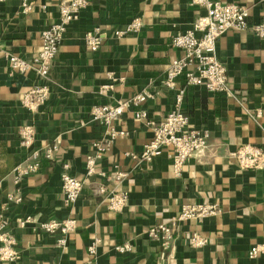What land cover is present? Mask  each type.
<instances>
[{
	"label": "crops",
	"instance_id": "crops-1",
	"mask_svg": "<svg viewBox=\"0 0 264 264\" xmlns=\"http://www.w3.org/2000/svg\"><path fill=\"white\" fill-rule=\"evenodd\" d=\"M61 1L31 0L32 10L26 14L20 0L0 2V215L20 251L18 260L0 264H264V251L255 259L247 257L251 247L264 246V169L239 170L233 157L244 144L264 148V41L251 31L264 20V0H209L247 10L249 28L227 31L216 44L227 88L238 94L239 104L224 94L186 86L183 77L174 89L162 85L168 66L182 55L171 46V38L190 30L205 15L203 7L191 0H89L69 26L50 69L48 101L30 112L20 101L43 82L34 73L11 75L3 54L35 57L41 32L58 20ZM135 18L142 22L138 33L112 38L115 30ZM96 27L106 38L92 52L83 36ZM108 86L112 88L103 89ZM144 89L154 95L143 106L154 121L173 109L177 92L185 89L180 110L193 127L209 132L206 152L191 158L178 175L167 153L149 164L131 158L140 156L152 133L131 110L126 111L116 124L126 136L118 138L96 164V172L107 178L94 177L84 184L70 210L75 229L66 245L57 246L58 233L33 231L37 223L67 217L62 208L61 165L68 164L70 174L83 181L86 158L95 153L91 143L104 138L103 126L90 117L91 109L127 102ZM257 110L262 111L260 119L249 117ZM24 124L34 126V147L53 149L54 154L26 180L23 202L7 205L6 195L14 189L12 170L26 158L18 138ZM118 174L123 177L116 180ZM100 182L108 191L128 193L122 212H110L107 199L94 194ZM203 204L217 205L219 213L201 222L177 221L182 206ZM26 217L34 223L22 229L17 221ZM160 224L170 225L178 238L165 252L147 237L149 229ZM194 232L208 241L204 248L192 249L184 242ZM94 240L99 244L92 257L87 247ZM125 244L130 252L116 251Z\"/></svg>",
	"mask_w": 264,
	"mask_h": 264
},
{
	"label": "built area",
	"instance_id": "built-area-1",
	"mask_svg": "<svg viewBox=\"0 0 264 264\" xmlns=\"http://www.w3.org/2000/svg\"><path fill=\"white\" fill-rule=\"evenodd\" d=\"M2 0H0L1 2ZM196 6L206 10L205 15L198 17L192 24V28L184 33L171 38V46L181 52V57L173 60L166 70V77L162 85L167 89H174L178 78L185 79L186 86L204 88L213 94H224L237 100V93L227 88V74L225 67L217 58L216 44L218 39L227 31L246 30L249 28L247 10L235 4H222L209 0H191ZM89 5V0H62L58 6V20L41 32V47L38 54L27 60L12 54H3V58L9 65L11 75H26L34 73L37 80L43 82L35 85L20 101L21 107L35 112L46 104L49 99V88L46 81L50 69L56 59L65 34L71 24L76 22L82 11ZM31 0H20L22 14L32 10ZM142 28V22L135 18L122 29L112 33L113 39L134 35ZM255 38L264 41V20L251 27ZM106 35L96 27L86 32L83 36L85 47L92 52L97 51L103 44ZM2 54L0 52V58ZM111 86L103 89H111ZM185 89H180L175 96L173 109L160 121L151 120L143 106L153 99V92L142 90L135 94L127 102H118L115 105L95 106L91 109L90 117L99 122L104 128V138L100 142H92L91 147L95 153L89 155L85 161V179L78 180L70 174V167L64 163L61 165L60 182L62 191V208L67 217L63 220H51L37 223L32 226L33 231H42L48 235L56 233L61 235L57 246L64 247L67 236L75 229V221L70 218V210L79 199L84 184L94 177L102 181L106 179L104 172H96V164L104 157L105 153L118 139L126 136V133L117 129L116 124L122 119L126 111H132L133 118L142 121L150 128L152 137L143 147L140 156L130 155L133 159H139L141 163L149 164L155 158L167 153L171 166L176 175L196 155L201 156L208 149L209 132L197 129L190 124L187 116L181 113V105ZM242 105V104H241ZM248 114V113H247ZM261 110L249 115L254 120L260 119ZM19 145L26 153L24 161L18 163L12 170V183L14 189L6 195L7 205H19L23 202V191L26 180L35 175L41 166L42 160H51L54 150L35 148L36 133L32 124H24L18 130ZM233 157L239 170L259 171L264 169V148L252 144L240 146ZM118 174L115 178H122ZM95 195L107 199V209L110 212H122L128 203V193L124 191H108L102 182L93 189ZM219 208L214 204L184 205L177 217L178 222L186 223L190 220L200 221L215 216ZM69 216V217H68ZM22 229L34 223L30 217L17 221ZM147 237L157 243L163 252L172 249L178 238L173 235L172 228L168 224L156 225L149 229ZM184 242L192 249L204 248L208 241L194 232L185 238ZM99 240L92 241L87 247V253L95 257ZM116 251L126 253L131 251L128 244L118 246ZM264 246H253L247 252L249 259H255L262 254ZM20 257L16 239L5 231L3 214L0 215V261L14 262Z\"/></svg>",
	"mask_w": 264,
	"mask_h": 264
}]
</instances>
